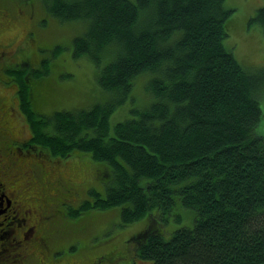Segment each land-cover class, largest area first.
<instances>
[{
	"label": "trees",
	"instance_id": "1",
	"mask_svg": "<svg viewBox=\"0 0 264 264\" xmlns=\"http://www.w3.org/2000/svg\"><path fill=\"white\" fill-rule=\"evenodd\" d=\"M225 1L0 0V132L13 127V182L45 189L54 213V237L44 226L48 244L37 242L45 264H264V70L226 46L235 9ZM53 20L85 24L73 54L90 57L99 84L118 96L54 109L65 89L60 96L39 52L62 48ZM253 22L264 30V3ZM142 74L151 101L112 125ZM11 107L14 124L2 118ZM177 200L194 210V224L168 232L160 216ZM113 207L123 225L145 216L148 224L98 245L91 231ZM72 239H81L73 253ZM131 240L136 249L123 246ZM9 243L0 237V264H20Z\"/></svg>",
	"mask_w": 264,
	"mask_h": 264
},
{
	"label": "rangeland",
	"instance_id": "2",
	"mask_svg": "<svg viewBox=\"0 0 264 264\" xmlns=\"http://www.w3.org/2000/svg\"><path fill=\"white\" fill-rule=\"evenodd\" d=\"M39 1V0H38ZM264 0H226L225 5L232 7L235 10L232 13L231 19H235L229 36L225 39L226 46L235 54V56L245 65L253 66L252 70L260 73L264 70V30L263 26L259 22H253L248 24V18L252 17L257 9L262 6ZM41 5L35 4L37 11L41 10ZM48 21L55 19L48 14ZM58 21L53 20L50 26L51 29L57 28V37L54 41L57 45L62 48L52 50L50 48L41 47L39 52L44 59L45 68L48 69V78L54 81L58 87V93L62 89H65L62 96L60 93V100L55 108H82L91 107L97 102L105 101L111 97L118 96L114 95L113 92L105 90L97 81L96 78V65L90 57H75L72 49V42L74 37L81 35L85 31V24L83 22H69L66 23L63 29L58 28ZM47 34H45L46 36ZM55 52V54H54ZM55 55V57H54ZM59 74V75H58ZM150 75L142 74L135 80V88L133 87L131 94L124 100L123 103L113 111L111 114V124L114 125L118 121L125 120L133 116L132 110L135 108H142L151 101L150 95L147 91V83ZM7 95H10L11 88L5 87ZM260 99L264 97V91L259 92ZM150 98V99H149ZM262 107L264 109V102L262 101ZM259 132L264 135V121L259 125ZM82 158H91L97 165H104L103 162L95 160L90 153L82 152ZM93 168V167H92ZM91 168V169H92ZM90 177L89 180H91ZM110 176L106 179L97 180V186L101 182L109 181ZM26 186H29L27 181H24ZM105 182L103 184H105ZM98 188V187H97ZM102 190L101 188H98ZM28 194H20L17 198L23 199L29 205H35V202L29 198ZM90 199L94 198L92 193L88 195ZM38 206H40L38 204ZM118 207H113L102 212L107 214L105 217L100 216V222H106L102 226L93 228L91 235L98 236L95 243L98 245L111 244V239L117 238L122 243V238L126 235L132 234L148 224V216L133 222L129 225H123L119 216ZM96 217H98L96 215ZM166 218V230L168 232L174 231L175 229L182 226H192L194 224L195 212L190 207H184L181 205V201L177 200L175 207L168 212L160 216ZM99 218V217H98ZM117 218V219H116ZM108 219V220H107ZM110 226V227H109ZM109 227L107 230L106 228ZM102 228H105L106 232L102 233ZM165 231V235H167ZM164 238H168L162 234ZM76 240L74 249L70 250L71 253L79 250L81 246V239ZM116 240V239H115ZM68 241L67 244L71 242ZM129 243V244H128ZM130 246L136 249V243L134 240L124 242L123 246Z\"/></svg>",
	"mask_w": 264,
	"mask_h": 264
},
{
	"label": "flooded vegetation",
	"instance_id": "3",
	"mask_svg": "<svg viewBox=\"0 0 264 264\" xmlns=\"http://www.w3.org/2000/svg\"><path fill=\"white\" fill-rule=\"evenodd\" d=\"M0 56L3 55L0 54ZM16 114L15 107L6 108L2 118L8 115L12 118L14 124ZM4 126L2 127L6 129L7 135L11 139L5 135L3 136L4 129L0 132L2 133L0 134V237L10 239L9 246L4 248L6 251L12 249L11 245L19 249L18 252L9 254L21 255L22 259H15L20 261V264H45L42 254L36 251L37 242L47 243L44 226L50 228V233L54 237L55 216L54 213L44 207L45 189L40 190L38 187H34L33 184L28 188L29 186H22L19 181L13 182L18 176V172L12 168V163L16 159L14 158V152L11 154L8 150H10V144H16V140L13 137L14 134L9 132L10 124H4ZM11 128L13 129V127ZM36 165L41 170L45 169L43 164L37 163ZM8 174L10 175L8 176ZM29 179L32 178L29 177ZM20 194L30 195L29 198L35 202V205H29L23 199L17 198ZM3 264L9 263L5 260Z\"/></svg>",
	"mask_w": 264,
	"mask_h": 264
}]
</instances>
